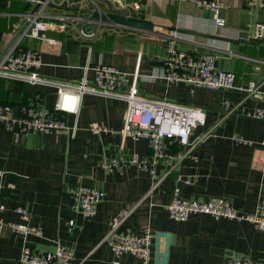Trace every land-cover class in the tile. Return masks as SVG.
Masks as SVG:
<instances>
[{"label": "crops", "instance_id": "0c3cea01", "mask_svg": "<svg viewBox=\"0 0 264 264\" xmlns=\"http://www.w3.org/2000/svg\"><path fill=\"white\" fill-rule=\"evenodd\" d=\"M103 1L111 12L150 22L153 30L103 27L93 40H80L66 25L50 21L52 26L46 35L59 43L58 48L48 49L30 37L23 38L19 45L21 49L40 52L39 76L64 82H79L86 77L91 82L95 66L110 65L131 76L145 78L146 81L136 83L143 97L202 109L205 124L192 131L191 140L206 136L193 155L172 168L168 175L163 165H158L156 176L162 180L154 187L156 180L134 167L128 166L120 174H109L100 167L105 155L122 152L149 155L145 141L133 142L117 134L126 109L122 101L84 95L78 114L63 116L68 127L63 133L28 134L15 143L0 128L3 172L0 264H17L23 248L48 251L56 245L72 249V264H143L129 254L114 255L102 243L112 219L127 211L131 213L123 229L134 233L148 230L153 234L147 264H157L155 236L158 233L169 236L166 264H228L233 254L264 263V233L254 231L250 224L214 220L201 214L174 222L166 212L175 188L185 198L227 199L246 214L254 213L264 201V121L252 118L257 109L264 108V41L238 40L242 35L252 34V28L246 27L248 23L264 24V9H256L249 16L244 0H222L227 7L221 13L225 25L216 27L208 11L195 8L185 0ZM95 4L102 14L106 13ZM70 7L69 3L56 0L47 14H78L75 6ZM32 9L19 1L0 0V58L24 24L21 16ZM172 29L217 38L180 34L179 47L192 54L215 57L218 70L235 74L236 88L190 89L184 84L173 86L158 78L150 79L162 68L165 56L162 36ZM249 82L257 83L261 94L247 97L244 89ZM56 99L52 87L0 79V103L12 108L15 116L22 105L51 111ZM225 101L232 110L229 115H225L228 112L223 105ZM92 123L111 133L92 134L89 130ZM233 136H240L252 145L236 144ZM68 185H83L104 193L93 218L85 219L70 211L64 193ZM19 207L29 214L31 226L41 228V238H22L8 228L7 224L20 222L15 213ZM69 221L74 222L73 227L68 226ZM164 247L165 239L160 238V253Z\"/></svg>", "mask_w": 264, "mask_h": 264}, {"label": "built area", "instance_id": "2783aa9c", "mask_svg": "<svg viewBox=\"0 0 264 264\" xmlns=\"http://www.w3.org/2000/svg\"><path fill=\"white\" fill-rule=\"evenodd\" d=\"M19 1L30 6L32 11L23 14L27 26L22 35L11 46L8 52L0 58V79L24 82L29 85L47 86L56 90L57 99L53 110L47 111L36 106L22 105L14 110L0 103V128L9 133L13 142L28 134H58L68 130L63 116H76L80 109V102L84 95H93L102 98L122 101L126 105L123 125L117 133L122 139L133 142L145 141L149 155L141 157L125 152L115 155H105L100 161V167L109 174H120L128 167L147 172L155 181L156 187L162 178H157L156 168L163 165L165 174L168 175L172 168L188 160L194 153L202 138L191 140L194 129L205 124V113L202 109L170 103L163 100L146 98L139 94L137 81H146L139 76H131L110 66L99 64L93 68V79L90 82L86 77L79 82L57 81L39 76L37 70L41 65L40 52L20 48V42L25 37L41 41L48 49L58 48L59 43L47 37L51 22H60L80 40H93L103 27L126 28L112 22L103 23L90 17L91 12L100 10L92 0H62L70 6L77 8L76 15H48L47 7L53 0H7ZM55 1V0H54ZM195 8L208 11L216 27H223L225 20L221 13L227 7L222 0H185ZM246 13L251 15L256 9H264V0H244ZM86 2H91L93 9L84 7ZM51 21V22H50ZM93 26V29H87ZM247 28H252V34L242 35L238 40L242 43L264 41V24L248 23ZM62 29L63 27L60 26ZM165 43V56L159 72L150 76V79H161L167 85L184 84L190 89L206 88L210 90L235 89L236 76L233 72L218 70L215 66V57L209 55H196L179 47L181 35L176 29L166 32L162 36ZM148 80V79H147ZM247 97H256L260 93V86L249 82L244 89ZM264 102V94H262ZM227 114H231L228 101L223 103ZM252 118L264 121V108L257 109ZM92 134L101 132L111 133L106 128L92 123L89 126ZM232 141L239 145L251 146V142L240 136H233ZM3 172L0 169V177ZM166 175L164 177H166ZM189 182H186L188 184ZM64 193L69 199V209L85 219L93 218L97 213L98 205L104 199V193L95 188L83 185H68ZM3 207L0 206V211ZM169 219L174 222H184L191 215H207L214 220H233L246 222L254 231L264 233V201L260 202L254 213L246 214L235 208L231 201L208 197L198 200L185 198L179 188L172 191L171 200L166 206ZM19 216V223L7 224L15 234L25 238L27 236L42 237L40 227L31 226L29 214L21 207L15 210ZM131 211L122 212L112 219L109 230L102 243L105 244L116 256L129 254L139 259L143 264L150 262L153 234L145 230L134 233L122 228L123 223ZM2 221L0 219V226ZM69 227L74 226L69 221ZM73 251L68 247L56 245L48 251L23 248L17 264H72ZM228 264H264L252 262L247 256L233 254Z\"/></svg>", "mask_w": 264, "mask_h": 264}, {"label": "water", "instance_id": "95a60500", "mask_svg": "<svg viewBox=\"0 0 264 264\" xmlns=\"http://www.w3.org/2000/svg\"><path fill=\"white\" fill-rule=\"evenodd\" d=\"M90 17L92 20L98 21L101 20L103 23H108L112 22L120 26H124L127 28H131L134 30H142V31H152L153 26L150 22L140 20V19H135L131 17H127L123 14L120 13H114V12H108V13H99L98 11H93L90 14ZM27 26V22H24V24L20 27V29L17 31L13 39L11 40L10 44L6 48L3 56L8 52V50L11 48V46L20 38L22 35L23 31L25 30ZM93 26H88L87 29H93ZM174 30V29H172ZM179 34L183 35H190V36H197V37H202V38H208L212 40H217V38H214L212 36H206L204 34H198L194 32H189L185 30H177ZM263 48H259V57H261ZM2 56V57H3ZM1 57V58H2ZM160 238L165 239V247H164V252L160 253L159 247H160ZM168 247H169V236L167 234H161L158 233L155 236V261L157 264H166L167 260V255H168Z\"/></svg>", "mask_w": 264, "mask_h": 264}, {"label": "rangeland", "instance_id": "374dc122", "mask_svg": "<svg viewBox=\"0 0 264 264\" xmlns=\"http://www.w3.org/2000/svg\"><path fill=\"white\" fill-rule=\"evenodd\" d=\"M95 3H97L98 4V6L100 7V9L102 10V11H104V12H111V10L109 9V7H108V3L107 2H105V1H103V0H93ZM56 2V0L54 1L53 0V3L52 4H50L48 7H47V9L45 10V13H47L48 11H50L51 10V8H52V6L54 5V3ZM59 4V3H58ZM56 5V4H55ZM64 5H65V7H67L66 6V4L64 3ZM62 7H64V6H62ZM72 7V6H71ZM70 7V8H71ZM84 7L85 8H87V9H91L92 8V4H91V2H86L85 3V5H84ZM68 8V7H67ZM66 8V9H67Z\"/></svg>", "mask_w": 264, "mask_h": 264}]
</instances>
